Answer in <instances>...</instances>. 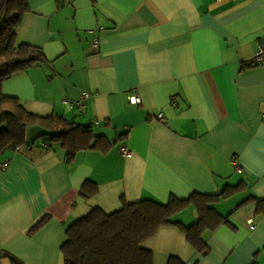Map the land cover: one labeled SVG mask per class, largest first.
I'll list each match as a JSON object with an SVG mask.
<instances>
[{
    "label": "crops",
    "instance_id": "1",
    "mask_svg": "<svg viewBox=\"0 0 264 264\" xmlns=\"http://www.w3.org/2000/svg\"><path fill=\"white\" fill-rule=\"evenodd\" d=\"M28 3L16 42L40 47L46 61L4 80L2 92L34 114L88 125L114 145L79 151L67 164L64 151L31 127L26 145L2 154L9 166L0 167V264H65L67 228L95 207L111 213L125 202L217 194L241 181V193L217 201L230 224L205 234L208 254L173 226L144 246L153 264L171 257L264 264V214L255 201L234 211L251 195L264 199V59L253 63L264 46V0ZM84 91L83 111L63 101ZM133 93L140 103L130 102ZM86 181L98 187L91 197L82 194ZM176 219L191 224L196 213L188 208Z\"/></svg>",
    "mask_w": 264,
    "mask_h": 264
},
{
    "label": "trees",
    "instance_id": "2",
    "mask_svg": "<svg viewBox=\"0 0 264 264\" xmlns=\"http://www.w3.org/2000/svg\"><path fill=\"white\" fill-rule=\"evenodd\" d=\"M28 11V0H0V154L26 145L31 127L40 129L38 138L46 141L50 148L64 151L67 164L82 150L99 148L107 151L114 142L106 135H95L88 125L58 114L43 116L29 112L16 97L2 92L4 80L46 61L40 47L16 42V29ZM125 137L126 133H123L118 139ZM245 185L241 181L226 186L217 194L193 192L182 199L172 195L167 202L155 199L125 202L111 213L95 207L67 228V240L62 245L65 264H153V253L144 243L162 226L179 229L197 253L206 255L210 248L205 234L230 224V215L221 214L214 203L243 191ZM97 191L98 187L92 181H86L82 187L85 197H91ZM250 201H255L258 214H264V199L252 195L241 201L238 207ZM188 208L196 213V220L191 224L176 219ZM46 219L38 222L32 231ZM168 264L186 263L178 257H171ZM250 264L258 262L254 259Z\"/></svg>",
    "mask_w": 264,
    "mask_h": 264
},
{
    "label": "built area",
    "instance_id": "3",
    "mask_svg": "<svg viewBox=\"0 0 264 264\" xmlns=\"http://www.w3.org/2000/svg\"><path fill=\"white\" fill-rule=\"evenodd\" d=\"M93 46L95 48L98 47V39H94L93 40ZM264 59V46L262 45H259L256 53H255V56H254V59H253V63H261ZM89 96L88 92L84 91L81 93V96L76 99V100H69V99H66V100H63L65 103H67L70 107L72 108H76L78 109L79 111H83L84 108H85V100L86 98ZM129 100L131 103H134V104H137V103H140L141 102V97L140 95H138L137 93H133L129 96ZM172 102L175 104L176 102L174 101V99L172 100ZM157 117L159 119H162V113H158L157 114ZM120 151L122 153L123 156H128L130 154V150L128 147L126 146H122L120 147ZM9 166V162L8 161H4L0 164V167L1 169H6L7 167ZM236 166V169L239 171V172H242L243 173V170L242 168L238 165V163L235 164ZM250 222L252 223L253 221L250 219ZM251 228H253V226H251Z\"/></svg>",
    "mask_w": 264,
    "mask_h": 264
},
{
    "label": "rangeland",
    "instance_id": "4",
    "mask_svg": "<svg viewBox=\"0 0 264 264\" xmlns=\"http://www.w3.org/2000/svg\"><path fill=\"white\" fill-rule=\"evenodd\" d=\"M30 129H31V128H30ZM30 129H29V130H30ZM0 157H2V154H0ZM237 193H239V192H237ZM240 193H241V191H240ZM227 198H228V197H227ZM224 200H225V199H224ZM217 203H218V202H215V203H214V206H215V207H216V204H217ZM237 208H238V205L236 206V209H234V211L237 210ZM188 213H189V212H188ZM222 214H223V213H222ZM227 214H228V213H225V214H223V215H227Z\"/></svg>",
    "mask_w": 264,
    "mask_h": 264
},
{
    "label": "water",
    "instance_id": "5",
    "mask_svg": "<svg viewBox=\"0 0 264 264\" xmlns=\"http://www.w3.org/2000/svg\"><path fill=\"white\" fill-rule=\"evenodd\" d=\"M94 143H92V145H93Z\"/></svg>",
    "mask_w": 264,
    "mask_h": 264
}]
</instances>
